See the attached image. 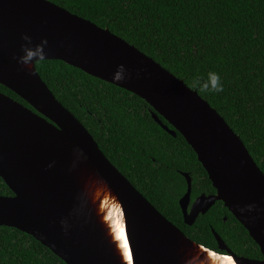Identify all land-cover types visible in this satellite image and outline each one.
Listing matches in <instances>:
<instances>
[{
    "label": "water",
    "instance_id": "obj_1",
    "mask_svg": "<svg viewBox=\"0 0 264 264\" xmlns=\"http://www.w3.org/2000/svg\"><path fill=\"white\" fill-rule=\"evenodd\" d=\"M37 46L44 60H62L152 105L154 119L187 139L217 189L192 203L193 180L184 173L188 191L180 204L186 223L193 225L223 201L264 255V172L241 136L198 90L153 57L50 0H0V83L30 105L0 91V176L14 193L0 192V226L32 235L67 264H130L103 210L107 201L123 210L131 264L218 260L113 164L43 80L39 61L18 63L25 47ZM214 234L238 264H264V258L236 255Z\"/></svg>",
    "mask_w": 264,
    "mask_h": 264
},
{
    "label": "trees",
    "instance_id": "obj_2",
    "mask_svg": "<svg viewBox=\"0 0 264 264\" xmlns=\"http://www.w3.org/2000/svg\"><path fill=\"white\" fill-rule=\"evenodd\" d=\"M50 1L110 29L198 90L241 136L264 172V0ZM37 67L113 164L187 236L226 254L216 230L236 255L264 257L223 201L193 225L186 223L180 204L188 191L184 173L192 177L193 199L217 189L187 139L165 130L145 99L62 60L39 61ZM213 72L221 77V92L202 90L206 83L210 87ZM0 91L30 106L1 83ZM0 192L14 194L1 176ZM0 264L67 263L32 235L0 226Z\"/></svg>",
    "mask_w": 264,
    "mask_h": 264
},
{
    "label": "bare ground",
    "instance_id": "obj_3",
    "mask_svg": "<svg viewBox=\"0 0 264 264\" xmlns=\"http://www.w3.org/2000/svg\"><path fill=\"white\" fill-rule=\"evenodd\" d=\"M103 210L107 216L108 223L111 225L113 234L117 236L120 242L125 246L128 251V261L131 264L130 252H129V242L127 239L124 213L121 206L117 203H107L103 204ZM212 254L218 259L214 264H238L231 254L219 253L212 250Z\"/></svg>",
    "mask_w": 264,
    "mask_h": 264
},
{
    "label": "clouds",
    "instance_id": "obj_4",
    "mask_svg": "<svg viewBox=\"0 0 264 264\" xmlns=\"http://www.w3.org/2000/svg\"><path fill=\"white\" fill-rule=\"evenodd\" d=\"M25 39H28V37L25 36ZM43 43L47 44V41L45 40ZM45 58L46 56L43 53L42 46H37L35 49L25 47L23 50V55L18 58V63L25 67H29L32 66L35 62L42 61ZM208 81L210 82V87L206 83L203 85L202 90L211 92L223 91V84L221 82V77L218 73H209Z\"/></svg>",
    "mask_w": 264,
    "mask_h": 264
},
{
    "label": "flooded vegetation",
    "instance_id": "obj_5",
    "mask_svg": "<svg viewBox=\"0 0 264 264\" xmlns=\"http://www.w3.org/2000/svg\"><path fill=\"white\" fill-rule=\"evenodd\" d=\"M216 193H217V192H216ZM203 194H206V193H203ZM214 194H215V193H214ZM208 195H210V194H208ZM198 197H199V196H198ZM198 197H197V198H198ZM195 200H196V198H195V199L192 198V203H193ZM213 206H214V205H213ZM210 209H211V208H210ZM226 246H227V245H226ZM227 247L230 249L231 252H233V250H232L229 246H227ZM219 249H220L221 251L227 252V250H222L220 247H219ZM233 253H234V252H233ZM235 254H236V253H235ZM263 258H264V257H263ZM263 258H262V259H263Z\"/></svg>",
    "mask_w": 264,
    "mask_h": 264
},
{
    "label": "rangeland",
    "instance_id": "obj_6",
    "mask_svg": "<svg viewBox=\"0 0 264 264\" xmlns=\"http://www.w3.org/2000/svg\"><path fill=\"white\" fill-rule=\"evenodd\" d=\"M213 250H215V249H213ZM215 251H217V250H215ZM218 252V251H217Z\"/></svg>",
    "mask_w": 264,
    "mask_h": 264
}]
</instances>
